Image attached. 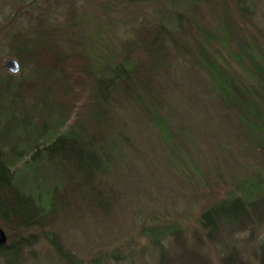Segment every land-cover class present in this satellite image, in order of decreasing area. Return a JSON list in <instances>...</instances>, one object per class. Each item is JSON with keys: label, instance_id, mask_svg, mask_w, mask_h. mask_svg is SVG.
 I'll list each match as a JSON object with an SVG mask.
<instances>
[{"label": "rangeland", "instance_id": "1", "mask_svg": "<svg viewBox=\"0 0 264 264\" xmlns=\"http://www.w3.org/2000/svg\"><path fill=\"white\" fill-rule=\"evenodd\" d=\"M195 2L196 26L216 32L222 44L219 59L230 63L233 74L226 82H211L189 61L163 58L159 71L150 74L154 100L137 93L146 106L159 105L152 113L157 125L140 109L137 95L112 96L104 103L111 122L105 143L67 147L60 164L36 181L31 179L36 161L29 160L20 173L28 176L29 191L44 196L49 184V192L57 189L63 198H55L41 227L28 231L29 246L8 252L0 264H259L264 252V110L250 104L234 112L216 92L240 106L252 96L240 95L242 82L264 88V0H0V76L18 83L28 73L25 63L16 74L2 66L5 58L17 59L8 36L23 28L40 22L48 24L49 32L50 26L59 28L65 53L84 51L114 70L110 62L133 48L135 31L159 25L168 14L177 26L191 22ZM161 32L174 34L176 28ZM159 50L170 53L172 46L164 41ZM200 52L195 49L188 59L204 63ZM249 56L253 66L246 63ZM76 87L78 94L66 105L71 115L86 104L88 94L83 80ZM13 88L9 83L3 93L10 105ZM7 132L18 135L21 128L12 120ZM110 146L107 157L97 156L96 149ZM0 227L8 243L28 234L1 218Z\"/></svg>", "mask_w": 264, "mask_h": 264}, {"label": "trees", "instance_id": "2", "mask_svg": "<svg viewBox=\"0 0 264 264\" xmlns=\"http://www.w3.org/2000/svg\"><path fill=\"white\" fill-rule=\"evenodd\" d=\"M195 4L196 2L191 6V22L185 21L177 26L172 23L175 20L173 16L168 14L162 17L164 20H161L159 25L135 31L134 39L130 41L134 42L133 48L125 50L124 54H117L120 59L110 62L111 66H115L114 70L109 67V63L98 65L84 51L65 53L58 42L61 40L59 28L50 26L49 32V26L47 27L48 24L44 22L23 28L8 36L11 53L20 64L25 63L23 66H28V73L18 83L0 76V218L4 223L26 233L32 227L43 225L47 212L53 209L55 198L59 199V196L63 195L57 189L49 192L48 184L42 189L43 200L46 203L43 205L42 196L29 191L31 183L28 176L20 175L24 167L29 165V160L36 161L33 164L34 172L31 178L36 181L38 175L41 172L45 173L48 167L56 168L60 164L67 147H77L79 144L84 148L105 143L111 122L105 115L104 103L116 95L134 98L139 91L152 102L155 97L150 82L151 75L162 67L163 58L167 61L187 60L207 72L211 82L217 79L226 82L225 80L233 74L229 72L230 63L219 59L217 48H221L222 44L217 40L216 32L196 26L192 11ZM236 6L239 12L243 11L242 6L237 4ZM182 11L184 10H180L178 14H183ZM227 24L230 29V24ZM193 25L196 30H193ZM169 26L176 28L174 34L161 32L162 27ZM164 41L172 46V52L162 53L163 50H159ZM128 42L123 41L121 45L123 50ZM243 42L247 44V41ZM185 43L187 44L184 45ZM195 49L204 53L200 52L205 55L204 63L193 58L188 59L189 56H194ZM227 53L231 57L230 60L248 68L241 60H235V53ZM246 59V63L254 65L252 57ZM132 78L138 82L128 83ZM81 80L88 86L86 104L75 115H71L72 110L66 105L78 94L76 85ZM9 83L14 84L11 105L3 98L5 86ZM240 86V95L248 93L252 95L250 98L242 99L240 106L225 100L221 94L217 92L216 94L221 102L234 112L238 111L239 107L250 104L255 106L254 109L258 112L264 110V88L257 89L253 84L247 85L245 82ZM233 88L238 92L236 83H233ZM135 98L153 125H157V117L152 116V113L154 114V110L158 111L159 105L146 106L143 98L138 95ZM252 117L258 118V115ZM12 120L16 122L17 128H21L18 135L11 136L7 132ZM112 150L111 146L103 147L102 152L96 149V154L104 158ZM207 215L205 211L202 219ZM28 234L26 237L19 234L18 243L6 242L0 246V260H4L10 251L17 250L19 253L21 247L29 246L32 237ZM237 264L248 263L239 260ZM259 264H264V252L260 254Z\"/></svg>", "mask_w": 264, "mask_h": 264}, {"label": "water", "instance_id": "3", "mask_svg": "<svg viewBox=\"0 0 264 264\" xmlns=\"http://www.w3.org/2000/svg\"><path fill=\"white\" fill-rule=\"evenodd\" d=\"M3 68L11 73H17L19 71V63L13 58H6L3 61ZM6 243V234L4 230L0 227V246Z\"/></svg>", "mask_w": 264, "mask_h": 264}]
</instances>
